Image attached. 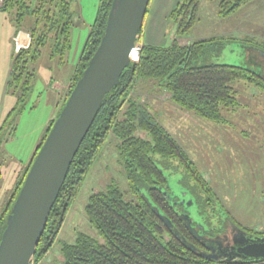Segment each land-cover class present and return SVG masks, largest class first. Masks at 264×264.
<instances>
[{
	"label": "trees",
	"instance_id": "trees-1",
	"mask_svg": "<svg viewBox=\"0 0 264 264\" xmlns=\"http://www.w3.org/2000/svg\"><path fill=\"white\" fill-rule=\"evenodd\" d=\"M204 1L182 0L169 16V21L176 26V39L167 47L144 45L139 63L131 64L123 72L120 84L105 97L54 202L34 257L35 262L39 263L57 242L88 170L103 145L113 136L118 142V159L123 161L136 199L125 200L115 186H110L105 192L93 193L87 202L86 213L91 224L98 230L100 239L79 234L75 244H61L63 261L52 264H234L209 261L186 248L148 204L147 199L173 222L188 243L198 248L187 224L178 217L172 203L174 200L171 201L169 195L164 193V170L167 167L159 166L154 161L152 156L158 155L165 161H179L196 183L192 185L187 174L183 175L182 183L191 199L196 202L198 213L204 216L207 212L204 210L211 209L217 215L213 191L197 167L151 110L142 104L138 95L132 94L138 83L149 84L154 90L168 94L179 108L194 113L202 120L221 124L225 120V111L236 112L241 106L234 88L235 83L244 82L264 93V78L261 75L246 67L215 63L214 57L221 53L228 42L236 43V39L213 38L181 44L180 40L188 37L194 29ZM218 1L219 16L226 18L254 0ZM75 2L76 0H5L1 3L3 11H11L17 7L19 22L30 19V27L20 23L14 37L15 42L20 32H26L31 36V43L29 48L21 49L13 56L7 83V92L12 89L17 96L13 113L18 110L22 112L33 94L35 82L39 79L38 60L42 56V50L47 47L50 49V61L57 57L61 63L65 61L72 48V31L81 20L77 9L73 10ZM113 3L114 0L101 1L97 19L90 28L60 113L101 43ZM148 13L149 8L147 15ZM239 42L246 47L264 50L262 46L254 44L253 40ZM10 119L11 115L6 120L7 123ZM54 122L55 120L48 125L30 165L0 216V240L6 229L7 217ZM141 133L146 136L141 137ZM172 170L175 171L173 168ZM223 215L221 214L220 230H224ZM193 221L192 226L197 222L195 226L198 234L207 235L209 231L202 222L204 217ZM237 225L250 234L264 237V233H255ZM199 226H204L205 230ZM239 264H264V261Z\"/></svg>",
	"mask_w": 264,
	"mask_h": 264
},
{
	"label": "rangeland",
	"instance_id": "rangeland-1",
	"mask_svg": "<svg viewBox=\"0 0 264 264\" xmlns=\"http://www.w3.org/2000/svg\"><path fill=\"white\" fill-rule=\"evenodd\" d=\"M4 1L0 0V213L3 211L4 198L10 195L16 181H20L25 173L26 168L20 172L21 168L19 169L18 165L27 163L33 157L48 127L47 123L53 110L48 87L52 86L53 80L54 83L73 74L88 39L90 25H93L97 19L102 0H76L73 10L77 9L80 13L81 22L76 24L72 31L71 50L62 63L58 61V57L49 60L48 47L42 50V56L38 60L39 79L35 82L33 94L24 110L15 113L13 110L16 107L17 96L13 94L12 89L7 92L13 56L18 52L14 37L20 23L30 27V19L19 22L17 7L11 11L1 10V3ZM181 1L152 0L149 8L151 19L155 9L157 14L153 21L160 16L159 23H161L162 16L168 14ZM218 2V0L203 2L194 29L180 42L186 45L187 41L189 44L213 38L236 39V43L228 42L214 60L216 64L245 66L243 54L245 46L239 41L253 40L254 44L264 48V0H254L226 18L219 16ZM146 23L147 19L145 28ZM146 32L147 41L151 34L148 33V28ZM175 33L176 26L173 24L172 30L165 36L164 43L170 46L176 39ZM141 41L144 47L145 42ZM250 55L253 57V64L260 63L264 68V58H258V54L254 52ZM71 83L72 80L69 81L66 89L61 88L57 93L60 99L57 117ZM234 88L241 106L236 112L225 111V120L218 125L207 123L208 121L203 122L194 113L170 104L167 100L168 94L154 90L149 84L138 83L132 94L138 95L139 100L147 108L150 102L149 109L155 114L158 122L166 127L173 139L190 155V161L213 191L216 219H221V214H224L223 220L227 219L235 225L240 220L246 219L248 223L243 221L246 222L244 224L253 226L258 222L264 223V203H262L264 202V93L244 82L235 83ZM156 96L159 97L158 100L161 99V104L158 101L151 103L152 98ZM10 115L11 119L7 123L6 120ZM139 135L146 136L144 133ZM118 152V142L109 138L94 159L68 211L57 239L60 245L53 246L39 263L33 261V264L59 262L58 258L62 259L61 244H75L79 234L100 237L86 213V205L92 193L105 192L110 186H115L125 200L135 201L136 197L131 191L123 161L118 159ZM152 158L159 166L167 167L164 170L167 179L164 192H167L174 201L180 199L177 204L182 205L186 202V210L197 220L196 207L194 203L191 204L190 199H187L188 195L182 186V177L187 174L184 167L177 160L165 161L158 155H153ZM187 176L190 183L195 185L190 176L188 174ZM239 225L244 228L242 223ZM226 226L227 231L218 228L213 230L214 235L205 236L215 238L219 235L223 240L227 236L228 241H231L232 227L228 222ZM207 230L209 231L208 228Z\"/></svg>",
	"mask_w": 264,
	"mask_h": 264
},
{
	"label": "water",
	"instance_id": "water-1",
	"mask_svg": "<svg viewBox=\"0 0 264 264\" xmlns=\"http://www.w3.org/2000/svg\"><path fill=\"white\" fill-rule=\"evenodd\" d=\"M151 1L114 0L101 43L55 120L7 217L6 229L0 240V264H33L54 202L66 181L72 162L105 97L120 84L123 72L133 64L131 54L142 37L141 31ZM253 52L258 54V58H264V50L245 46L243 54L246 65L241 67L264 78L262 65L253 64L250 55ZM165 194L169 195L167 192ZM189 199L193 205L194 201ZM147 202L168 230L198 256L217 263L264 261V237L250 234L226 219L222 229L227 231V222L231 225V241H228L227 236L223 240L219 235L205 238L197 235L189 215H181L189 231L203 238L206 248L203 251L188 243L173 222L149 199ZM200 228L205 230L204 226ZM222 241L226 242V247Z\"/></svg>",
	"mask_w": 264,
	"mask_h": 264
},
{
	"label": "crops",
	"instance_id": "crops-1",
	"mask_svg": "<svg viewBox=\"0 0 264 264\" xmlns=\"http://www.w3.org/2000/svg\"><path fill=\"white\" fill-rule=\"evenodd\" d=\"M150 8V7H149ZM176 8V7H175ZM175 8H172V10L168 13V14H166V15H164V16H162V21H161V23H159V18H160V16L155 20V21H153V19L155 18V15L157 14V13H155V9H154V16L152 17V19H151V15H150V11H149V13H148V15H147V23H146V28L144 27V29H143V32H142V40L145 42V45H149V46H155V47H167L168 46V44H165L164 43V41H165V36L168 34V32H170L171 30H172V28H173V24L169 21V16H170V14H171V12L175 9ZM80 14V13H79ZM80 17H81V15H80ZM81 22V21H80ZM168 22H169V24H168ZM144 25H145V23H144ZM91 26L92 25H90V28H91ZM147 28H148V33L149 34H153V36L151 37V35H150V37H149V39H147V41L145 40L146 39V34H147V32H146V30H147ZM171 28V29H170ZM169 29H170V31H169ZM150 31V32H149ZM187 41V40H186ZM187 43H188V41L186 42V45H187ZM75 71V70H74ZM73 74H74V72H73ZM73 74L70 76V77H68V78H64L63 80H56L53 84H52V86L51 87H48V95H50L51 96V106H53V110H52V115L50 116V118H49V120H48V123H47V126L53 121V120H55L56 119V115H57V113H58V111H59V97L57 96V93H58V91H60L61 90V88L62 89H66V87L68 86V84H69V81L72 79V77H73ZM142 84H145V83H141V85ZM162 94H164V93H162ZM166 95V94H165ZM158 98L159 97H154V98H152V101H151V103L152 102H159L160 104L162 103V101H161V99L160 100H158ZM168 101H169V103L170 104H172V105H174L175 106V104L170 100V96H168V99H167ZM147 106L149 107V108H151L150 106V102L147 104ZM178 108V107H177ZM179 109H181V108H179ZM151 110V109H150ZM157 110V109H156ZM182 110H184V109H182ZM158 111V110H157ZM186 111V110H185ZM151 112H152V110H151ZM156 112V111H155ZM153 113V112H152ZM154 114V113H153ZM158 116H159V120H160V112H158ZM155 115V114H154ZM161 117H163V115L161 114ZM161 121V120H160ZM203 122H207V121H204L203 120ZM161 123V122H160ZM207 123H211V122H207ZM162 124V123H161ZM214 124H216V123H214ZM218 125V124H217ZM162 126L166 129V127L162 124ZM167 130V129H166ZM110 138H112L113 140H116L113 136L112 137H110ZM172 138H174V137H172ZM35 152H36V150H35ZM185 152V151H184ZM186 153V152H185ZM35 154V153H34ZM187 154V153H186ZM34 156V155H33ZM187 156L188 157H190V155L189 154H187ZM33 158V157H32ZM32 158L27 162V163H25V164H21V165H18V168L20 169H18L17 168V170H19L20 172L23 170H25V168L27 167V165H28V163L32 160ZM190 159V158H189ZM18 182H19V180L18 181H16V183H15V185H14V189L12 190V188H11V192H10V195L9 196H7V197H5L4 198V200H3V202H2V208H3V210H4V208L6 207V205L8 204V202H9V200H10V198H11V196H12V194H13V192H14V190H15V188H16V185L18 184ZM95 193H98V192H95ZM93 194V193H92ZM91 194V195H92ZM90 195V196H91ZM89 196V197H90ZM262 203H264V202H262ZM263 208V207H262ZM3 212V211H2ZM2 212L0 213V216H1V214H2ZM235 221V220H234ZM243 221H246L247 223H248V221L246 220V219H243ZM243 221H239V222H237L238 224H240V223H242V225L244 226V228H246V229H250V230H252V231H254L255 233H264V223H261V222H258V223H256V224H253V226H247V225H245L244 223H246V222H243ZM249 225H251L250 223H249ZM56 244H59L60 245V243L59 242H56L55 243V245ZM54 245V246H55ZM59 260V262H62L63 261V257H62V259L61 258H58Z\"/></svg>",
	"mask_w": 264,
	"mask_h": 264
},
{
	"label": "flooded vegetation",
	"instance_id": "flooded-vegetation-1",
	"mask_svg": "<svg viewBox=\"0 0 264 264\" xmlns=\"http://www.w3.org/2000/svg\"><path fill=\"white\" fill-rule=\"evenodd\" d=\"M26 33V32H25ZM31 43V42H30ZM36 153V152H35ZM35 155V154H34ZM34 157V156H33ZM33 159V158H32ZM30 163H31V161L28 163V165H27V167H26V170H27V168H28V166L30 165ZM25 170V171H26ZM183 178V177H182ZM182 181H183V179H182ZM166 185H167V179H166ZM165 185V186H166ZM182 186H183V189H184V191H186V193H187V189L184 187V185H183V183H182ZM188 195V197H190L191 198V196L189 195V194H187ZM187 197V199H189ZM181 200L180 199H175V201H173L172 203L174 204V203H176L175 205H174V208H175V210H176V212H177V215H178V217L180 218V216L181 215H189L190 217H191V219H192V223L194 222L193 220H196V219H194L193 218V216L191 215V213H189L187 210H186V207H185V205H180V204H177V203H179ZM194 205H195V207H196V210H197V205H196V202L194 201ZM206 209V208H205ZM204 211H207L206 212V214L204 215V216H201V214H199L198 213V216L196 217L197 218V220H199V219H201L202 217H204V221H202L203 223H204V225L209 229V231L210 232H208V233H206L207 235H212L214 232H213V230H218V228L220 227V224H221V219H216V217H217V215L211 210V209H207V210H204ZM197 212H198V210H197ZM208 212H209V214H208ZM196 220V221H197ZM215 222L217 223V222H219V223H217V224H215ZM195 225H197V222H195L194 224H193V227L194 228H196V226ZM200 227V226H199ZM196 230V229H195ZM191 232V231H190ZM194 232V231H193ZM197 232V231H196ZM193 235H196V233H191V237H192V239L194 240V242L196 243V245L198 246V248L200 249V250H203V251H205L206 250V248L204 247V243H203V238L201 239L199 236L197 237V235H198V233H197V235H196V237H194ZM214 235V234H213ZM203 237H207V236H205V235H202ZM201 240V241H200ZM222 243V245L224 246V247H226V242H224V241H222L221 242ZM222 246V247H223ZM222 252V255H224L223 254V250L221 251Z\"/></svg>",
	"mask_w": 264,
	"mask_h": 264
},
{
	"label": "built area",
	"instance_id": "built-area-1",
	"mask_svg": "<svg viewBox=\"0 0 264 264\" xmlns=\"http://www.w3.org/2000/svg\"><path fill=\"white\" fill-rule=\"evenodd\" d=\"M31 36L28 33L20 32L15 38L16 50L27 49L30 46ZM141 39L138 43V46L133 50L131 54V60L133 64H137L140 61V54L143 48Z\"/></svg>",
	"mask_w": 264,
	"mask_h": 264
}]
</instances>
